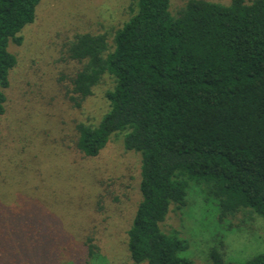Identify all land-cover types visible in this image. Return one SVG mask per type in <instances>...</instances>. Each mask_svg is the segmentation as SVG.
<instances>
[{
  "label": "trees",
  "instance_id": "1",
  "mask_svg": "<svg viewBox=\"0 0 264 264\" xmlns=\"http://www.w3.org/2000/svg\"><path fill=\"white\" fill-rule=\"evenodd\" d=\"M39 1L0 0V115L17 62L8 44H21ZM133 1L136 12L111 44L105 34L83 33L64 45L79 67L59 82L81 110L106 75L113 81L99 122L76 124L75 147L97 157L121 135L124 149L140 154L130 264H191L179 256L187 242L160 229L170 209L186 205L188 180L206 183L221 217L264 220V0H187L176 17L169 0ZM85 245L88 258L98 256L92 239ZM210 261L231 264L215 247ZM243 264H264V254Z\"/></svg>",
  "mask_w": 264,
  "mask_h": 264
},
{
  "label": "rangeland",
  "instance_id": "2",
  "mask_svg": "<svg viewBox=\"0 0 264 264\" xmlns=\"http://www.w3.org/2000/svg\"><path fill=\"white\" fill-rule=\"evenodd\" d=\"M186 2L169 0L171 15ZM134 12L133 0H40L34 21L20 31L21 44H8L17 62L0 115V264H130L126 231L140 201V154L126 151L121 135H112L97 157L75 147L76 124L99 122L113 81L106 75L77 110L59 77L79 67L64 54L74 35L105 34L111 44ZM186 193V205L170 209L160 224L187 242L180 257L209 264L215 247L224 262L243 264L264 254L260 216L221 217L203 181L188 180ZM87 238L97 247L93 259Z\"/></svg>",
  "mask_w": 264,
  "mask_h": 264
}]
</instances>
